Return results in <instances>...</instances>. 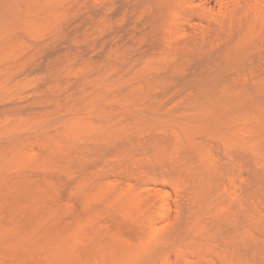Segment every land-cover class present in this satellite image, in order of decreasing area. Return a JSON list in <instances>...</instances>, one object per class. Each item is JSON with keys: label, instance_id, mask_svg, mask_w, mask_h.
<instances>
[{"label": "rangeland", "instance_id": "obj_1", "mask_svg": "<svg viewBox=\"0 0 264 264\" xmlns=\"http://www.w3.org/2000/svg\"><path fill=\"white\" fill-rule=\"evenodd\" d=\"M0 264H264V0H0Z\"/></svg>", "mask_w": 264, "mask_h": 264}, {"label": "bare ground", "instance_id": "obj_2", "mask_svg": "<svg viewBox=\"0 0 264 264\" xmlns=\"http://www.w3.org/2000/svg\"><path fill=\"white\" fill-rule=\"evenodd\" d=\"M161 2H162V1H161ZM163 2H164V1H163ZM165 3H166V2H165ZM165 3H163V5H165ZM239 24H240V23H239ZM240 26H241V24H240ZM238 27H239V26H238ZM238 27H236V29H238ZM241 27H242V26H241ZM241 27H240V29H241ZM243 27H244V26H243ZM239 31H241V30H239ZM230 43H232V42H230ZM228 44H229V43H228ZM227 46H228V48H229V45L226 44L225 47H227ZM230 48H231V46H230ZM230 48H229V49H230ZM226 49H227V48H226ZM229 51H230V50L225 51V52L223 51L222 54L224 55L226 52H229ZM231 51H232V50H231ZM231 51H230V53H231ZM230 53H229V54H230ZM190 54H191V53H190ZM227 54H228V53H227ZM192 55L194 56V53H193ZM196 55H197V54H196ZM193 56H192V57H193ZM224 56H225V55H224ZM195 57L197 58V56H195ZM221 57H222V56H220V59H222ZM225 57H226V56H225ZM223 59H224V57H223ZM213 169H214V168H213ZM209 170L211 171V169H209ZM209 170H208V172H209V174L211 175L212 172L210 173ZM206 171H207V170H206ZM208 172H207V174H208ZM207 176H208V175H207ZM162 210H163V208H162ZM162 210H161V211H162ZM161 211H160V212H161ZM163 211H164V210H163ZM163 213H164V212H163ZM160 216H161V215H160ZM161 217H162V216H161ZM161 217H160V220H165L164 217H163V219H162ZM152 222H154V221H152ZM149 223H150V222H149ZM155 224H156V222H154V224H152V226H150L151 224L149 225L151 228H150L149 233L146 232V235H145L146 237H147V235H148V238L153 236L152 238L154 239L155 235L157 236V234H155V232L157 233V231H158V232L161 231V230H159V227H158L157 225H155ZM148 228H149V227H148ZM160 229H162V228H160ZM148 230H149V229H148ZM154 234H155V235H154ZM158 234H159V233H158ZM148 238H147V239H148ZM152 238H151V240H153ZM144 239H145V238H144ZM147 239H146V240H147ZM149 240H150V239H149ZM147 241H148V240H147ZM250 241H251V240H250ZM250 241H249V242H250ZM243 243H244V242H243ZM246 244H247V243H246ZM251 244H253V241H251L249 247H252ZM139 249H140V248H139ZM251 249H252V248H251ZM141 250H142V248H141ZM133 252H134V251H133ZM133 252H131V253H133ZM135 255H136V254H135ZM255 261H256V260H255Z\"/></svg>", "mask_w": 264, "mask_h": 264}]
</instances>
